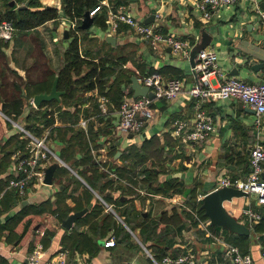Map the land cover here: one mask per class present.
Masks as SVG:
<instances>
[{
	"label": "crops",
	"instance_id": "crops-1",
	"mask_svg": "<svg viewBox=\"0 0 264 264\" xmlns=\"http://www.w3.org/2000/svg\"><path fill=\"white\" fill-rule=\"evenodd\" d=\"M119 1H124L122 2L124 4L128 3L135 13L144 19L158 9L162 14L161 29L164 32L187 38L191 46L201 39L202 29L206 30L212 23H224L226 26L216 32L213 39L211 36L207 45L214 48L217 47L224 65V71L227 74H231V71L237 70L238 73H234V75L250 80L264 78V19L260 17L257 8L259 6L264 10V0H238L234 8L232 6L227 7L229 9L232 8L227 14L224 13L223 15L219 9L215 11L207 22L200 19L199 12L194 6L196 0H145V5L142 8L137 3L138 0ZM152 1H157V3L152 5ZM60 2L61 0H58L54 4H60ZM25 3H28V1ZM17 5L20 4L17 3L8 8V10L14 12L15 16H19ZM58 7H61V4ZM237 10L241 11L240 15L237 14ZM53 19H48L40 25L49 23ZM57 20L61 24L70 23L69 19L65 20L63 10ZM64 28V26H53L51 31L55 36L52 38H56L58 29L65 31ZM100 29L103 30V28ZM107 34L115 36L114 43L106 39ZM88 38L92 39L95 37L90 34ZM63 39L67 41L66 49L71 37H65L63 34ZM91 42V47L83 49L81 34L78 36L80 54L90 59H98L103 56L112 59L119 58L117 62L112 64L117 65L115 68L116 77H114L115 73L111 78L104 76L105 81L102 83L104 89L101 91H98L99 85L89 89L82 88L85 92V97L75 100L71 104L62 105L64 104L63 100L68 97V94L63 96L62 92L59 98H54V101L43 106H45L44 109H47L48 115H53V125L55 128H60V134L63 133V127L72 124V117H75L76 121L75 119L73 120L75 123L83 115L88 117V131L85 133V140L89 145V149L91 146L98 148L106 144L109 154L114 150V153H112L114 159L113 161H108L107 165L113 168L117 175L110 177L106 171L97 166L99 170L111 178L112 183L108 184L103 191L92 187L79 174L77 168L70 165L73 159L71 158V160L67 161L60 155L61 148L64 145V138L68 137L71 132L70 130L68 131L69 127L64 138L57 136L52 139L55 150L68 165L61 164L57 160H52L47 165L56 163L52 173V182L46 183L47 185L55 183L56 189L52 193L46 194L40 191L41 186L44 184L37 188L30 187L27 194L23 195L19 200L14 193L12 195V192L6 191V187H4L0 190V207L3 209L1 210L0 223H3L7 216L17 211L24 204H35L49 199V202L53 204L52 207H55L57 193L63 187L67 193L73 192L75 197L84 196V188L77 183V180L73 179L72 181L71 175H69V177L71 176L68 178L69 180L60 176L61 170L59 169L68 168L91 190L90 196L86 198L87 200L90 198L89 202L85 205L87 206L91 203V206L74 220L69 229L64 228L61 220L54 215L59 224H56L53 220L42 223V226L46 225V231L50 230V234L47 236L48 244L45 242L43 244L44 249L41 252L40 264H44V262L49 261V258L56 256V251L61 247L64 234L79 235L80 238L79 249L81 250L75 248L70 251L69 264H123L128 262L133 264H153L152 258L147 252L148 250L160 255L165 253L176 255L182 252H189L201 260L202 264H215L218 260H222L229 255L230 245L233 244L240 248L241 244L246 251L250 252L253 257V264H264L262 256L264 249V238L262 235H264V229H254L253 223L251 224L248 216L243 212L244 207L248 203L254 204L253 195L234 193L229 197L222 198L221 203L228 217V223L214 222L202 206L203 198H198L200 193L206 194L218 188L216 187L217 180L222 175H230L233 178L247 175L249 140L252 136L254 138V133H256L254 125L255 113L245 108H239V101L206 99L202 101V107L211 113L213 121L209 137L202 143L184 141L174 135L172 120L177 116L191 118L195 110L194 101L187 91L188 85L193 81L189 58L173 53L168 45L164 48L161 46L156 48L147 39L140 37L131 30H126L123 25L115 33H106L104 31V36L101 39L95 38ZM177 57L186 59L189 68L185 69L176 62L175 58ZM63 63L64 58L59 66L61 67ZM32 64L28 63L26 65L25 63L28 71L20 64L17 65L16 62L8 64L9 70L12 71L10 73L15 76L13 72L16 71L22 81L16 78L10 80L12 82L18 81L21 85L26 84L28 86L26 91L30 94H26L25 88L22 87L23 100L27 101L39 91L48 92L51 89L54 78L57 77L58 79L57 72L60 69L59 67L54 72V78L49 86L46 77L40 78L38 81L29 72ZM83 66L87 65L84 64ZM123 67H127L129 71L125 75V80L120 79L118 84H116L115 79H119ZM87 69L83 68V72ZM151 71L160 72L163 77H182L184 87L174 99L167 100L155 97L153 100L154 116L139 132L140 138L132 140L131 136L130 139H125L126 135L117 132L115 125L118 109L123 98L133 96L131 80H128V78L131 74L137 75ZM243 75H248V77ZM16 77L19 78L18 76ZM12 82H10V85H12ZM71 87L73 86L71 85ZM78 89L81 88L78 87ZM100 94L108 96L107 114H102L98 109L97 98ZM51 104L55 106L50 107ZM244 106L248 105L243 103ZM26 112L20 114V117L16 116L13 118L24 121ZM251 114H254V116ZM0 120L4 122V131L1 126L2 133L0 134V137L4 140L13 131H9L7 122L1 113ZM159 121L161 122V127L155 130L152 129ZM73 126L81 128L77 123L73 124ZM57 129L54 131L56 135ZM154 135L161 139L165 157L158 160V164H149L150 161H147L148 159L136 162L137 177L135 181L122 175L117 166H122L132 161H125L119 156L122 150H120L118 155L116 154L119 151V146L125 147L130 143L138 144V142L141 143L144 139ZM126 137L129 136L127 135ZM260 141L264 144V135L261 136ZM57 145L59 146L57 147ZM73 150V158L79 159L81 151L77 141ZM10 167L11 163L8 164L6 171ZM149 169L151 173H149ZM144 178H149L148 184L145 183ZM207 182L209 183L206 184ZM119 183L125 184L126 188L131 187L134 192H122L123 202L119 201L116 203V207H113L111 211L115 218L114 224L115 227L119 226V228L120 224H122L125 227L124 229L134 236L135 240L124 235L123 228H115L116 230L111 228V226L106 228L103 223L106 212L103 210L97 213L93 207L97 198L105 204L108 203L104 199L103 193H108L113 198L118 193H121L123 188L121 186L119 188ZM139 188H144L156 194L150 196L141 193L138 190ZM86 199L82 200L83 204L86 203ZM65 202L70 207L68 214L75 211L73 207L76 201L72 196H66ZM127 204H132L135 210L143 215V217L138 219H136L137 217L134 218V226L121 216V212ZM44 212L41 214H44ZM48 212L51 213V211ZM110 220L113 221V218L111 217ZM148 220H154L155 222L151 228L147 229L145 226ZM93 224L96 231H94ZM32 226L33 230H28L21 241L19 240L18 242H16V239L9 240L6 237L5 229L0 230V254L6 257L10 264L23 262L27 264L26 255L39 240L43 241L41 225L34 224ZM39 235L40 238H38ZM111 236H114L115 243L105 246L104 240ZM90 239L91 242L89 243ZM136 246L140 247L139 252H136ZM94 248L96 251L92 254L91 250H94Z\"/></svg>",
	"mask_w": 264,
	"mask_h": 264
},
{
	"label": "built area",
	"instance_id": "built-area-1",
	"mask_svg": "<svg viewBox=\"0 0 264 264\" xmlns=\"http://www.w3.org/2000/svg\"><path fill=\"white\" fill-rule=\"evenodd\" d=\"M238 0H196L194 6L199 12L200 19L207 22L215 11L220 8L237 4ZM101 4L107 6L106 25L103 30L106 33H115L123 25L126 30L138 34L147 39L152 46L164 48L170 47L173 53L182 55L186 58L190 56L191 44L187 38L164 32L160 25L162 14L157 9L154 11V19L145 22L142 16L135 13L129 4H112L108 0H101L89 10L90 15L101 9ZM258 13L264 19V10L257 6ZM69 26L77 27L76 22L70 20ZM14 24L10 19L0 20V38L10 40L13 36ZM193 81L188 85V94L194 101L195 110L191 118L177 116L172 120V131L176 137L184 141L202 143L211 131L213 121L211 113L202 107V101L206 99H223L230 101H242L254 109V125L258 128L257 135L260 134V126L264 117V78L246 79L234 74H227L219 65L218 53L212 46L200 48L194 56V63L191 64ZM142 84L149 86L155 93L156 98L171 100L176 98L184 87L182 77H163L160 72L151 71L137 74ZM154 97V98H155ZM154 98L148 95H137L124 97L118 109L116 121V131L122 134L139 133L148 121L154 116ZM108 96L100 94L97 98L98 109L102 114H107ZM38 108L33 97L28 100L26 114L30 108ZM45 108V106H42ZM2 117L10 121L15 128L14 134L26 139L23 147L16 148L11 154V167L3 175L9 173L6 188H11L19 198L27 194L30 187L37 188L44 181L46 166L52 161L57 160L61 164L67 165L59 156L54 148L50 127L44 126L43 122L36 121V125L42 127L38 134L33 127L27 125V119L13 118L0 110ZM89 118L81 117L76 123L84 132L88 131ZM256 130V129H255ZM90 151L98 166L107 174L116 176L115 170L107 165L108 161H113L114 155L109 154L107 145L90 147ZM250 170L245 177H231L222 175L218 178L216 187L233 186L246 191L248 195L254 197V205L264 204V145L260 140H256L249 149ZM68 166V165H67ZM141 193L154 196L156 193L147 191L144 188L138 189ZM205 194L200 193L199 199ZM106 209L112 211L111 204L106 203ZM243 212L248 216L251 224L259 221L262 213L248 203ZM115 243L114 236L104 240L105 246ZM44 246L38 241L33 249L26 255L27 264H40L41 252ZM71 250L59 247L54 258L44 264H69ZM154 264H202L193 253L182 252L176 255L170 253L163 254L156 259L152 252L147 251ZM264 258V249L262 251ZM215 264H253V257L250 252H242L237 245H230L229 255Z\"/></svg>",
	"mask_w": 264,
	"mask_h": 264
},
{
	"label": "trees",
	"instance_id": "trees-1",
	"mask_svg": "<svg viewBox=\"0 0 264 264\" xmlns=\"http://www.w3.org/2000/svg\"><path fill=\"white\" fill-rule=\"evenodd\" d=\"M3 1V0H2ZM28 3L25 7L18 8L19 16H14V12L11 10H8V8L11 6L9 0L6 1V7H7V12L13 13V18H10V20L13 21V24L17 27H21L23 29H28L32 28L38 24H41L45 22L48 19L56 18L58 17V9L54 7L53 5H39L36 0H27ZM109 3L112 4H119L124 1H119V0H108ZM9 2V3H8ZM101 0H61L62 3V8L64 13L73 21L76 22L77 28H79V23L81 22L83 13L87 9H91L94 7L96 4L100 3ZM119 2V3H118ZM3 10V9H2ZM0 8V20L5 19L3 15V11ZM107 6L104 4H101V9L96 11L93 15V24L99 26L100 28H104L106 25V11ZM17 27V28H18ZM0 41H3L2 38H0ZM5 42V41H4ZM63 58H64V63L60 67L59 71L57 72L58 74V79H57V88L63 90V96H66L68 91H72L74 89V82L79 83L80 88H85L89 89L92 88L96 85H99L105 81L104 76L106 75L105 71H108L110 68H112V64L117 62L119 59H112L110 57H99L98 59H90L88 57L82 56L79 52V45H78V35H73L67 48L63 52ZM84 64L87 65L88 69L83 72ZM7 69V68H6ZM11 71V70H10ZM12 72V71H11ZM15 76L19 75L14 71ZM105 73V74H104ZM0 75H3L1 72ZM20 78V77H19ZM130 80V77L128 78ZM0 82V87L1 86ZM4 87L10 86V82H7L6 84H2ZM26 85V84H25ZM71 85L73 87H71ZM14 90H16L18 93H14L9 97V93H4L3 91L0 90V96L3 95L2 98V106L8 105L11 110L15 113V117L20 113L22 109V101L24 98V95L22 94V85L18 81L12 82L11 85ZM24 91L26 94H30L29 92L26 91V87H24ZM28 88V87H27ZM8 89V88H7ZM41 92V91H39ZM38 93V92H37ZM55 99L51 100H43L40 102L38 108L31 107L29 112L26 115L27 119V125L29 127H34L36 132L38 134L41 133L42 127H39L36 125V121H41L43 122L44 126L50 127V136L52 138H56L59 136L60 138H64V135L66 134L67 128L68 131L70 130V135L66 138H64V145L61 148V156L66 159V160H71V166H74L77 168V171L79 174H81L87 181L88 183L98 189L99 191H103V189L108 185L112 183L111 178L108 177L107 174H105L103 171L98 169V164L95 161L94 157L92 156V153L90 152L89 145L87 141L85 140V132L82 128H76L73 126V124H76L75 117L71 118V125H66L65 127L62 128L63 133L60 134V128L54 127L53 122H54V117L52 114L48 115L47 109L42 108L43 105L50 103L51 101H54ZM4 103V104H3ZM28 104V101H27ZM26 104V105H27ZM75 119V121H73ZM58 128V129H57ZM55 129H57V135L54 133ZM155 138L157 135H154L148 139H144L143 142L141 143V146L137 147L134 145V143L128 144L124 149L121 151V154L119 155L124 159L125 161H132L126 164H123L122 166L119 165L117 168L119 169V172L122 175L127 176L130 180L135 181L137 177V169L135 168L136 162H141L145 161L148 158H156V156H150V155H158L159 159L161 160L165 156L163 155V147L161 146V142H156L155 145H151L150 148L148 149V144L151 142L153 144L155 141ZM77 141V144L79 145L80 151H81V156L79 159L73 158L74 152H73V147ZM26 142V139L18 137L17 134H10L7 138L3 140L2 137H0V190L6 187L7 185V180H8V175H2L5 173L7 170L8 164L11 163V154L12 152L18 148V147H23ZM149 142V143H148ZM133 145L136 149V151H133ZM132 151H131V150ZM111 154L114 153V150L110 152ZM148 155L150 157H148ZM161 156V157H160ZM80 165V166H79ZM98 166V167H97ZM114 167V166H113ZM115 168V167H114ZM65 169V168H64ZM59 170L62 171L60 168ZM68 170V169H67ZM150 170V169H149ZM250 170V161L248 158V169L247 172ZM151 173V170L149 171ZM77 183L81 185L84 188V196L80 197H75V194L73 192L67 193L65 191V188H61V190L58 191L57 193V200H56V205L55 207H52L53 204L49 202V199H46L45 201H41L39 203H29V204H24L19 208L17 211L12 213L11 215L7 216L5 221L3 223H0V230L5 229L6 230V237L9 240H14L16 239V242H18L24 234L29 230L30 225L33 224V219L35 214H41L45 210L51 211L52 214H55L56 217H58L60 220H62L67 214L69 210V206L65 202V197L66 196H72L75 199V206L73 207L74 210H78L85 206L88 202L89 199L87 200L91 194V190L85 186L81 180L77 179ZM148 179L149 178H144L143 180L145 181L146 184H148ZM123 188L121 190V193H118L116 197H111L108 193H103L104 199L111 205L112 207H116V203L119 201L123 202V197L122 192L125 193H133L134 190L131 187H127L123 183H119V188ZM150 186V185H149ZM9 190L12 192V195L14 193L13 189L11 188H6V191ZM125 190V191H124ZM86 199V203H82V200ZM125 201V200H124ZM255 209L260 211L262 213L261 219L259 221L253 223V227L256 230H262L264 229V204L258 206V205H252ZM97 213L100 211L106 212V216L104 217V225L105 227L111 226L114 230L116 229H121L125 228L122 224H120V228L115 227L114 224V215L110 210L106 209V204L103 203L99 198H97L96 202L94 203L93 206ZM26 216V217H25ZM121 216L125 221H127L129 224L133 223L134 218L137 216L143 217L140 212L138 213L135 208L133 207L132 204H127L124 210L121 212ZM113 218V221L110 220V218ZM77 219V218H76ZM154 220H148L146 223L145 228H151L153 226ZM132 225V224H131ZM94 231H96L95 225L93 224ZM116 228V229H115ZM50 231V230H49ZM49 231H46L45 235L43 236L44 241L47 240V236ZM16 233V237L13 238L12 236ZM124 235L128 234V231L124 229ZM264 238V235H262ZM80 238L79 235H72V234H64L61 242V246L68 248L69 250L72 249H79L80 244H79ZM91 242V239L89 240V243ZM241 245V244H240ZM239 247V246H238ZM239 249L242 252H248L246 249ZM95 248L94 250H91L93 252L92 254L95 253ZM156 259H159L162 254H156L153 253ZM152 263L154 264L153 260ZM0 264H10V262L7 260L6 257L0 254ZM20 264H25L20 263ZM123 264H133V263H123Z\"/></svg>",
	"mask_w": 264,
	"mask_h": 264
},
{
	"label": "rangeland",
	"instance_id": "rangeland-1",
	"mask_svg": "<svg viewBox=\"0 0 264 264\" xmlns=\"http://www.w3.org/2000/svg\"><path fill=\"white\" fill-rule=\"evenodd\" d=\"M6 1H8V0H3V1L0 0V8H1V10L2 9L4 10V11L2 10L4 18L5 19H10V18L14 19L13 13L7 12ZM10 1L11 0H9V2ZM13 1H14L13 5H16L17 3L18 4H24L27 0H13ZM47 1H49V2H47ZM55 1H58V0H36V2H38L39 5H53L54 7H56L58 9V16H59L63 10L62 3L60 2L61 7H58V5H60V4H54ZM111 1H114V0H111ZM145 2H146L145 0H138L137 1V3L140 5L141 8H142V6L145 5ZM129 3H130V1H129ZM156 3H157V1L151 2L152 5H154ZM234 5L235 4H231V5H227V6L220 8L221 13L223 15H224V13L227 14L228 11H231V9L234 8ZM231 6H232V8H230V9L227 8V7H231ZM237 14L240 15L241 11L237 10ZM8 17H10V18H8ZM57 19H58V17H56L55 19H53L49 23H44L43 25L38 24V25H36L30 29L29 28L23 29V28L18 27V26H17L18 27L17 28L14 25L12 38L10 40H4L3 39V41H0V73L1 72L3 73V75H0V82H2L1 83L2 87H0V90L3 91L4 93H9V97L14 93L17 94L18 92L16 90H14L13 88H11L12 87L11 85L4 87L2 84H4V83L6 84L7 82H12V80H10V79H13V78H16V79H19V81H22L20 78H17L16 76H13L10 73L9 65H8L10 62H16L17 65L20 64L21 66L26 68L27 71H28V68L26 67V65H28V63H31V64L33 63L31 69H29V72H31V74L34 75V77L36 79H38V81L40 80V78L46 77V79L48 80L49 86L52 83V80L54 78V72H56L58 70V68L60 67L59 65L63 62V51L65 49V46L67 45V41L65 39H63L64 31H62L61 29H58V32L56 33V38L55 39L52 38L53 36H55L54 34H52V31H51L53 26H55V25L60 26V27L64 26L65 27L64 30H67L68 37H71V38L73 35L77 34L79 36L81 34L83 49H87L88 47H91L92 46L91 41L94 40L95 38L101 39L104 36V31L101 30L99 27H97L95 24H91L86 29H81V28H77V27L72 28L69 26V24H67L69 22L61 24L58 22ZM68 19L71 20L65 14V20L67 21ZM225 26L226 25L224 23H219V24L212 23L209 27H207L206 31H207V33H209L210 39H211V36L213 39V36H215V33L219 32ZM90 34L93 35L95 38L89 39L88 37ZM83 35H85V36H83ZM215 50L218 53L219 65L223 68L224 65H223L222 60L220 58V53H219L217 47H215ZM175 61L178 62L180 65H182L183 68H185V69L189 68V64H188V61L186 59L177 57V58H175ZM25 63H26V65H25ZM116 67H117V65L115 64L108 71H105L106 75H108V77L111 78L115 73L114 77H116V75H117L116 70H115ZM84 68L87 69L88 67L84 66ZM128 71H129V69L127 67H123L121 70V75H120L119 79L118 78L115 79V83L118 84L120 79L125 80V75L128 73ZM243 76L248 77V75L247 76L243 75ZM73 85H74V89L70 92H67L68 97L63 100L64 104H62V105L71 104L75 100H80L83 97H85L84 90L82 88L78 89V87L80 88L79 83L74 82ZM22 86L28 87L25 84L24 85L22 84ZM102 89H104V86L101 83V84H99L98 91H101ZM2 98H3V95L0 96V110L3 111L4 113H6L7 115L11 116V117H15V115L17 113H15L13 111H9V110H11V108H9L8 105L2 106V103H1ZM26 104H27V100H23L22 101V109L23 110L20 113H18V115H17L18 117H20V114H23L26 111V109H27ZM53 106H55V105L54 104L50 105V107H53ZM57 108H59V107H57ZM251 115L254 116V114H251ZM0 121H1V123H0V134H1L2 133L1 132V126H2V130L4 131V128H3L4 122L2 120H0ZM6 122H7V125L9 127V131L10 132L15 131L16 127H14L10 121H6ZM160 125H161V122L159 121L158 124H156L155 126L152 127V129H154V130L159 129L161 127ZM255 129H256V133H254L255 134L254 138L252 136L251 139L249 140V146H248L249 149L251 148L252 144L256 141V139L261 140V136L264 135L263 134L264 133V120L260 126V134L257 135L258 128L255 127ZM136 138H140L139 133H135L131 139L134 140ZM125 139H130V137L125 136ZM154 141L155 142L153 144H151V142L150 143L148 142L149 143L148 149L150 148L151 145H155L156 142H158V141L161 142V139L155 138ZM141 143L138 142V144L135 143L134 145L139 147V146H141ZM54 144H55V141H54ZM122 144H124V143H122ZM125 144H127V143H125ZM134 145H133L132 150L136 151L137 148H135ZM58 146L59 145H57V147ZM123 149H124L123 146H119V150H123ZM73 152H74V150H73ZM150 156L151 157L156 156V158H153V157L148 158L147 161H150L149 164H151V163L158 164L159 156L158 155H150ZM150 156L148 155V157H150ZM135 168H137V167H135ZM61 169H62V171H61L60 176L63 177L64 179L69 180L68 178H70L72 176V181H73V179H75V177H77L68 168H67L68 170L66 168L65 169L61 168ZM69 175H71V176L69 177ZM77 179H79V177H77ZM208 183L209 182H207L206 184H208ZM55 189H56L55 183H52L50 185L44 184L41 186L40 191L42 193L50 194ZM1 210H3L2 207H0V215L2 214ZM53 215L55 216V214H52L48 211H45L44 214H35L33 222H32L33 224L30 225L29 230H31V229L33 230L32 225H34V224L41 225L40 226V229H42L41 230L42 231L41 236H44L43 234L46 233V229H45L46 225L42 226V223L51 222V220H53L56 224H59L57 218H55ZM138 218H139V216H137L136 219H138ZM131 224L133 226L135 225L134 223H131ZM127 236L134 239V236L129 232H128ZM12 237L15 238L16 233ZM38 238H40V235L38 236ZM20 241H21V239H20ZM41 242L43 244H45V243L48 244V241H44V240L42 241L41 240ZM137 245H138V243H137ZM240 246H241V248L244 249V247H242V245H240ZM135 250L137 252L138 250H140V247L136 246Z\"/></svg>",
	"mask_w": 264,
	"mask_h": 264
},
{
	"label": "water",
	"instance_id": "water-1",
	"mask_svg": "<svg viewBox=\"0 0 264 264\" xmlns=\"http://www.w3.org/2000/svg\"><path fill=\"white\" fill-rule=\"evenodd\" d=\"M135 1V0H132ZM10 4L13 5L14 1L11 0ZM27 3L17 5L18 8L25 7ZM154 18V13H151L147 15L144 19L145 22H150ZM93 15H90L89 9L85 10L81 19V22L79 23V28L81 29H86L88 28L91 24H93ZM64 36L67 37L68 33L67 30L64 31ZM106 39L110 41L111 43L115 42V36L112 34H107ZM210 41V35L207 33L205 29L201 30V39L200 41L196 42L190 50V56L189 60L190 63H194V56L195 53L200 49L209 44ZM231 74L238 73V71H231ZM130 80H131V88L133 89V96L137 95H148L151 98L155 97V93L152 89L149 88V86L142 84L137 75L131 74L130 75ZM62 90L57 89V77L54 78L53 84L51 86V89L48 92H39L36 93L33 96L34 102L36 105H39L42 100H51L53 98H59L60 94L62 93ZM239 108H245L246 110L250 112H254V109L250 106H244L243 107V102L239 101L238 103ZM129 137L132 136V133L128 134ZM120 150L117 155L119 154ZM56 163H52L49 166L46 167L45 169V177L44 181L46 183L52 182V173L53 169L55 168ZM264 176V172H263ZM234 193H243L245 195H248L246 191H243L240 188L233 187V186H220L212 191L207 192L203 199H202V206L205 208L206 212L212 217V220L214 222H219V223H228V217L226 215L225 209L222 206L221 200L223 197H229ZM254 202V200H253ZM91 206V203H89L87 206H84L78 210L70 212L66 217H64L61 220V224L64 228L69 229L71 228L74 220L81 216L89 207ZM230 224V223H229Z\"/></svg>",
	"mask_w": 264,
	"mask_h": 264
}]
</instances>
